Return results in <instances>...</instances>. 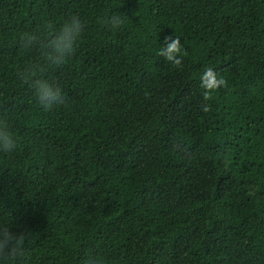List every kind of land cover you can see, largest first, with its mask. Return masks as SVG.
Returning a JSON list of instances; mask_svg holds the SVG:
<instances>
[{"label": "trees", "instance_id": "1", "mask_svg": "<svg viewBox=\"0 0 264 264\" xmlns=\"http://www.w3.org/2000/svg\"><path fill=\"white\" fill-rule=\"evenodd\" d=\"M0 133V264H264V0H0Z\"/></svg>", "mask_w": 264, "mask_h": 264}, {"label": "clouds", "instance_id": "2", "mask_svg": "<svg viewBox=\"0 0 264 264\" xmlns=\"http://www.w3.org/2000/svg\"><path fill=\"white\" fill-rule=\"evenodd\" d=\"M81 31V25L78 21H74L70 25L65 26L63 34L56 40L51 42V53L49 60L52 65H60L73 51V46L76 38ZM166 46L162 45L159 49V55L167 61L175 65L181 64V59L178 58L180 52V40L174 36H166L164 38ZM201 87L205 89V98L208 92L225 85L222 78H217L214 71L209 68L200 75ZM38 100L45 107H52L59 102L58 93L53 90L50 85L40 83L37 88ZM16 148L15 138L7 133H0V149L5 152H12Z\"/></svg>", "mask_w": 264, "mask_h": 264}]
</instances>
